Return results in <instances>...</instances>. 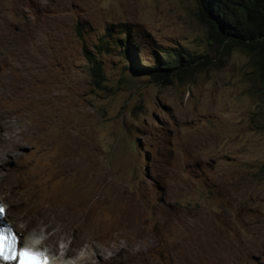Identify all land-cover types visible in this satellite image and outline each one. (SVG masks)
Segmentation results:
<instances>
[{
    "label": "rangeland",
    "instance_id": "obj_1",
    "mask_svg": "<svg viewBox=\"0 0 264 264\" xmlns=\"http://www.w3.org/2000/svg\"><path fill=\"white\" fill-rule=\"evenodd\" d=\"M130 52L200 58L169 84ZM0 154L4 221L50 264H264V87L195 0H0ZM83 225L106 258L78 261Z\"/></svg>",
    "mask_w": 264,
    "mask_h": 264
},
{
    "label": "trees",
    "instance_id": "obj_2",
    "mask_svg": "<svg viewBox=\"0 0 264 264\" xmlns=\"http://www.w3.org/2000/svg\"><path fill=\"white\" fill-rule=\"evenodd\" d=\"M198 19L207 28L209 39L226 51L239 50L247 54L255 70L256 77L264 87V0H195ZM166 54V61L158 65L137 64L135 53H126L124 58L129 69L148 74L156 81L171 82V78H181L191 72L200 56L185 57ZM96 83L103 80L101 64L92 56L88 58Z\"/></svg>",
    "mask_w": 264,
    "mask_h": 264
},
{
    "label": "snow or ice",
    "instance_id": "obj_3",
    "mask_svg": "<svg viewBox=\"0 0 264 264\" xmlns=\"http://www.w3.org/2000/svg\"><path fill=\"white\" fill-rule=\"evenodd\" d=\"M4 217L5 208L0 205V264H48L46 253L35 247L39 240L21 246L14 230L4 224Z\"/></svg>",
    "mask_w": 264,
    "mask_h": 264
},
{
    "label": "bare ground",
    "instance_id": "obj_4",
    "mask_svg": "<svg viewBox=\"0 0 264 264\" xmlns=\"http://www.w3.org/2000/svg\"><path fill=\"white\" fill-rule=\"evenodd\" d=\"M59 108V107H58ZM2 139H4V136L2 137ZM16 139V138H15ZM6 140V139H5ZM4 140V141H5ZM14 140V139H13ZM7 142V141H6ZM53 145V144H52ZM16 148V147H15ZM18 148V147H17ZM7 149H9V147H8V145H6V150ZM11 150V149H10ZM16 151V150H15ZM19 152V151H18ZM39 152V151H38ZM11 154V153H10ZM14 155H16L15 153H13V156ZM5 156V155H4ZM7 158L8 157H2V155L0 154V165H2V164H4L5 162H6V160H7ZM16 166V165H15ZM3 168V167H2ZM60 172H62L61 170H60ZM12 175H14L13 174V172H9V171H6V170H1L0 171V176L1 177H3V178H5V181L4 182H8L11 186H17V187H21V186H19L20 184H19V181L17 180V178L16 177H14V176H12ZM3 181V180H2ZM6 182V183H7ZM3 183V182H2ZM8 183L6 184V185H8ZM2 185V184H1ZM0 185V186H1ZM10 186V187H11ZM26 186V185H25ZM3 187V186H2ZM8 187H9V185H8ZM4 188H5V185H4ZM6 189H8V188H6ZM13 189V188H12ZM3 191V190H2ZM46 205V204H45ZM55 209H56V207H55ZM125 210V209H124ZM128 211V210H127ZM55 212V211H54ZM57 212V211H56ZM59 212V211H58ZM61 212V211H60ZM110 213V212H109ZM136 213V212H135ZM57 214V213H56ZM120 214V213H119ZM131 214H133V213H131ZM168 214V213H167ZM31 215V214H30ZM55 216V215H54ZM134 216H136V215H134ZM130 217V216H129ZM128 217V218H129ZM35 218V217H34ZM55 219H57V220H60L61 221V218L59 217V218H55ZM90 219V218H89ZM135 219H136V217H135ZM36 220H37V217H36ZM55 221V220H54ZM136 221V220H135ZM127 224H128V222H127ZM132 224H134V223H132ZM146 225V224H145ZM164 225H165V223H164ZM133 226V225H132ZM135 226V225H134ZM133 226V227H134ZM88 226L87 225H83L82 226V228H83V230L85 231H83V232H81L80 230V232H77L76 234H74L76 237H77V240H76V245H82L83 246V249H82V251H83V255H81V256H79L78 257V261L79 262H88V261H90V260H92V259H102V258H106L105 256L107 255V251H104V249L102 250V248L101 247H99V244L101 243H97L96 241H95V232L93 233L92 231H90L88 228H87ZM132 227V228H133ZM136 227H139V226H136ZM78 228V227H77ZM94 229V228H93ZM138 229V228H137ZM133 230L134 229H132V232H133ZM141 230V229H140ZM171 230V229H170ZM127 231H129L130 232V230H127ZM138 231V230H137ZM101 232V231H100ZM103 232H105V231H103ZM131 232V233H132ZM135 232V231H134ZM142 232V231H141ZM101 234V233H100ZM99 236V235H98ZM128 236H131V235H128ZM132 236H133V234H132ZM101 237H102V235H101ZM164 237V236H163ZM100 239V238H99ZM33 240H36V239H33ZM33 240H30V241H28L27 240V243L26 244H31L32 243V241ZM98 240V239H97ZM101 240V239H100ZM130 240V239H129ZM106 241V240H105ZM116 241V240H115ZM129 242V241H128ZM117 243V242H116ZM114 244H115V242H114ZM100 245H102V244H100ZM133 245V244H132ZM35 246H37V248H39V249H41V250H43V248L41 247V245H40V243H38V244H36ZM114 246V245H113ZM116 246V245H115ZM151 246V245H150ZM147 247V246H146ZM101 248V249H100ZM177 248V247H176ZM106 249V248H105ZM108 249H110V248H108ZM122 249V248H121ZM131 249V248H130ZM132 250V249H131ZM113 251H115L114 249L112 250V252ZM120 251V250H119ZM128 251V250H127ZM137 251V250H136ZM142 251V250H141ZM188 251V250H187ZM124 252V251H123ZM123 252H121V253H123ZM144 252V251H143ZM148 252V251H147ZM116 253H118V252H113V256L116 258H118V259H122L119 255H117ZM74 254H76V252H73L72 250H70L69 252H68V255H71V256H73ZM109 254H110V252H109ZM108 254V255H109ZM124 254V253H123ZM143 254H145V253H143ZM148 254V253H147ZM112 255V254H111ZM111 255H109V256H111ZM139 255V254H138ZM108 257V256H107ZM130 257V256H129ZM128 257V258H129ZM144 257H145V255H144ZM131 258V257H130ZM114 259V258H113ZM126 259V258H125ZM124 259V260H125ZM137 259V258H136ZM143 259V258H142ZM104 260V259H103ZM140 260V259H139ZM144 260V259H143ZM93 261V260H92ZM101 261V260H100ZM129 261H131V260H129ZM134 261V260H133ZM121 262V261H120ZM107 263H109V262H107ZM113 263V262H112ZM133 263V262H132ZM135 263V262H134ZM126 264V263H125ZM141 264V263H140ZM146 264V263H145Z\"/></svg>",
    "mask_w": 264,
    "mask_h": 264
},
{
    "label": "clouds",
    "instance_id": "obj_5",
    "mask_svg": "<svg viewBox=\"0 0 264 264\" xmlns=\"http://www.w3.org/2000/svg\"><path fill=\"white\" fill-rule=\"evenodd\" d=\"M0 205H2V204H0ZM3 206H4V205H3ZM4 208H5V215H6V207L4 206ZM4 218H5V217H4ZM4 224H5L6 226H8V227H10L11 229L14 230V228H13L9 223H7V222L4 221ZM14 232H15V234L19 237V243H20V245L23 246L22 243H21L20 235H19L18 233H16L15 230H14ZM35 247H37V246H35ZM43 251H45V250H43ZM45 253H47L46 255L50 257V255H49L48 252L45 251ZM48 264H50V262H49Z\"/></svg>",
    "mask_w": 264,
    "mask_h": 264
}]
</instances>
